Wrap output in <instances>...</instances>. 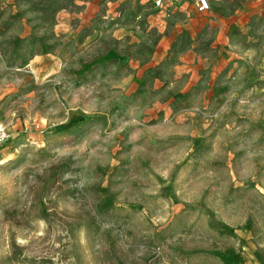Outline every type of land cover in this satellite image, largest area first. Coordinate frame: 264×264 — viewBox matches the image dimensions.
Wrapping results in <instances>:
<instances>
[{"label": "rangeland", "instance_id": "1", "mask_svg": "<svg viewBox=\"0 0 264 264\" xmlns=\"http://www.w3.org/2000/svg\"><path fill=\"white\" fill-rule=\"evenodd\" d=\"M213 2L0 0V264H264V0Z\"/></svg>", "mask_w": 264, "mask_h": 264}, {"label": "crops", "instance_id": "2", "mask_svg": "<svg viewBox=\"0 0 264 264\" xmlns=\"http://www.w3.org/2000/svg\"><path fill=\"white\" fill-rule=\"evenodd\" d=\"M196 2V1H195ZM211 7L205 12H199L194 4L193 0H184L181 3H177L176 7H173L174 11L179 14L185 15V20L190 22L193 19L197 18V23L195 24V29L200 31L202 29L208 30V33H211L215 26V21H213V17L219 20L218 11L219 8L216 4H214L213 0H210ZM192 16H194L192 18ZM199 19L203 22H199Z\"/></svg>", "mask_w": 264, "mask_h": 264}, {"label": "built area", "instance_id": "3", "mask_svg": "<svg viewBox=\"0 0 264 264\" xmlns=\"http://www.w3.org/2000/svg\"><path fill=\"white\" fill-rule=\"evenodd\" d=\"M172 1L183 2L184 0H172ZM159 2H162V0H159ZM195 5L199 12H205L211 7L210 0H196Z\"/></svg>", "mask_w": 264, "mask_h": 264}]
</instances>
